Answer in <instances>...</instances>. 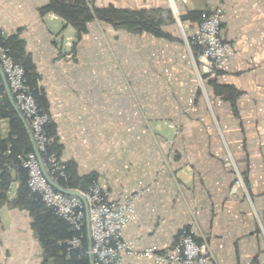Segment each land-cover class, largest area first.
Wrapping results in <instances>:
<instances>
[{"label":"crops","instance_id":"1","mask_svg":"<svg viewBox=\"0 0 264 264\" xmlns=\"http://www.w3.org/2000/svg\"><path fill=\"white\" fill-rule=\"evenodd\" d=\"M87 1L145 9L162 34L95 20L77 39L41 13L49 0H0V27L40 75L60 159L77 177L94 175L109 200L148 188L123 229L132 249L170 248L193 223L215 264H264V0ZM218 6L234 51L201 92L185 42L198 23L180 18ZM8 132L1 118L0 140ZM9 173L10 200L19 183ZM31 220L0 206V264H42ZM120 264L163 263L122 252Z\"/></svg>","mask_w":264,"mask_h":264},{"label":"built area","instance_id":"2","mask_svg":"<svg viewBox=\"0 0 264 264\" xmlns=\"http://www.w3.org/2000/svg\"><path fill=\"white\" fill-rule=\"evenodd\" d=\"M221 13L220 6L202 10L197 33L191 42L186 40L189 47L191 44L197 47V62L199 61L210 76L223 68L227 58L234 51L233 46L220 36ZM5 38L6 34L0 27V65L11 94L27 119L45 170L58 184L66 183V164L49 149L51 140L47 126L52 121L51 116L36 97V92L41 93L40 75L37 71L35 84H31L24 67L15 61ZM19 158L27 173L30 192L36 194L55 216L63 219L69 226L72 234L64 242L67 257H70L72 252H79L85 238V211L82 200L76 195L60 192L50 185L33 150ZM239 180L238 178L237 184L240 183ZM76 190L83 194L88 204L93 264H120L122 252L151 257L155 262L163 264H215L208 243L195 239L196 230L193 223L181 229L170 248L158 250L152 246L140 251L132 249L129 242L123 238V229L135 219L134 203L148 188H131L122 200H109L97 180L84 191Z\"/></svg>","mask_w":264,"mask_h":264},{"label":"trees","instance_id":"3","mask_svg":"<svg viewBox=\"0 0 264 264\" xmlns=\"http://www.w3.org/2000/svg\"><path fill=\"white\" fill-rule=\"evenodd\" d=\"M48 11L56 13L67 24L71 25L76 31L77 39L87 31L88 24L98 20L108 23L114 27L122 28L127 31H145L154 35H161V20L145 9L133 10L128 8H117L109 5L106 7H95L87 0H49L48 4L41 9V13ZM202 11V10H201ZM201 11H191L187 15L181 16V21L191 19L199 25ZM6 41L10 46L11 53L16 62L20 63L31 81L35 84L37 70L31 64L30 59L19 49V56L15 53V45L7 35ZM191 42V39H189ZM194 52L197 47L191 44ZM210 84H215V79H208ZM41 93L36 92L37 100L40 105L47 110V101L40 87ZM8 119L9 132L7 138L0 140V206L7 204L12 208L25 209L32 217L31 228L41 243L44 251L42 264H89L86 244V229L83 228L85 238L79 252H72L70 257L66 255L64 242L71 236L68 224L61 218L55 216L38 198L36 194L30 192L27 186V173L21 166L19 156L32 151V147L23 126L16 112L10 105L0 80V119ZM47 132L51 140L49 149L59 157V145L55 140L54 124L47 126ZM60 158V157H59ZM68 181L61 185L68 189L86 190L89 185L97 180L95 176L77 177L71 166L65 162ZM7 166V168H6ZM17 169L18 187L13 199L8 198L11 183L10 168ZM187 226V225H186Z\"/></svg>","mask_w":264,"mask_h":264},{"label":"water","instance_id":"4","mask_svg":"<svg viewBox=\"0 0 264 264\" xmlns=\"http://www.w3.org/2000/svg\"><path fill=\"white\" fill-rule=\"evenodd\" d=\"M0 80H1V84L2 87L4 89V94L6 95L10 105L12 106L13 110L16 112L18 118L21 120V122L23 123V126L27 132L32 150L34 151L37 159L39 160V164L40 167L42 169L43 174L45 175L47 181L50 183L51 186H53L56 190L66 193V194H70V195H76L78 196L83 204H84V211H85V229H86V244H87V254H88V260H89V264H93V256L91 253V248H92V238H91V226H90V220H89V209H88V204L87 201L85 199V197L83 196V194L76 190V189H68L63 187L62 185L58 184L57 182H55L50 175L47 173V171L44 168L43 162L41 160V157L39 155V152L36 148L35 142L33 140V136H32V132L30 129V126L27 122V119L25 118V116L23 115V113L21 112V110L19 109V107L17 106L11 91L9 89V86L7 84L4 72L2 70V67L0 65Z\"/></svg>","mask_w":264,"mask_h":264},{"label":"rangeland","instance_id":"5","mask_svg":"<svg viewBox=\"0 0 264 264\" xmlns=\"http://www.w3.org/2000/svg\"><path fill=\"white\" fill-rule=\"evenodd\" d=\"M221 7V6H220ZM222 8V7H221ZM223 11V10H222ZM222 14V13H221ZM179 29H181L182 34L184 35L183 31L184 29L182 28V25L179 24ZM186 42V39H185ZM187 44V42H186ZM188 45V44H187ZM189 47V46H188ZM191 47H189L190 49ZM197 53L194 52L191 48V55H192V60L194 63V67H195V71H196V75H197V79H198V88H200V91L205 92V89L208 87L207 85L210 83L208 82V79H216V77L219 75V73L221 72L222 69H220L215 75L210 76L207 75L205 72V69L202 65L199 64V61L197 62ZM176 134H178V131L176 130L175 132ZM53 152V151H52ZM54 153V152H53Z\"/></svg>","mask_w":264,"mask_h":264}]
</instances>
